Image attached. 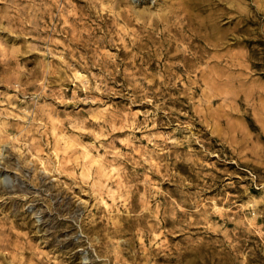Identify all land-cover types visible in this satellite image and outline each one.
<instances>
[{
  "label": "rangeland",
  "instance_id": "obj_1",
  "mask_svg": "<svg viewBox=\"0 0 264 264\" xmlns=\"http://www.w3.org/2000/svg\"><path fill=\"white\" fill-rule=\"evenodd\" d=\"M0 264H264V0H0Z\"/></svg>",
  "mask_w": 264,
  "mask_h": 264
}]
</instances>
